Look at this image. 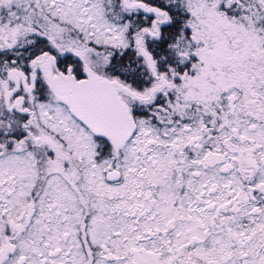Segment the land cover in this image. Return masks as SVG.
Wrapping results in <instances>:
<instances>
[{
  "label": "snow or ice",
  "instance_id": "1",
  "mask_svg": "<svg viewBox=\"0 0 264 264\" xmlns=\"http://www.w3.org/2000/svg\"><path fill=\"white\" fill-rule=\"evenodd\" d=\"M0 264H264V0H0Z\"/></svg>",
  "mask_w": 264,
  "mask_h": 264
}]
</instances>
